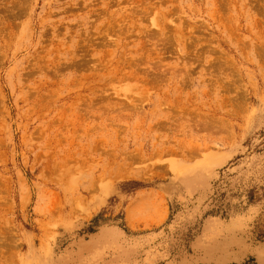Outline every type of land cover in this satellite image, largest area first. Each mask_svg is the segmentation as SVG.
I'll use <instances>...</instances> for the list:
<instances>
[{
	"label": "rangeland",
	"instance_id": "1",
	"mask_svg": "<svg viewBox=\"0 0 264 264\" xmlns=\"http://www.w3.org/2000/svg\"><path fill=\"white\" fill-rule=\"evenodd\" d=\"M0 264H264V0H0Z\"/></svg>",
	"mask_w": 264,
	"mask_h": 264
}]
</instances>
